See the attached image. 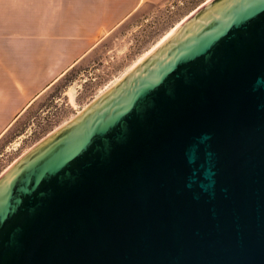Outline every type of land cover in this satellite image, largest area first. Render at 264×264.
Instances as JSON below:
<instances>
[{
    "label": "water",
    "instance_id": "water-1",
    "mask_svg": "<svg viewBox=\"0 0 264 264\" xmlns=\"http://www.w3.org/2000/svg\"><path fill=\"white\" fill-rule=\"evenodd\" d=\"M0 264H264V0H212L0 178Z\"/></svg>",
    "mask_w": 264,
    "mask_h": 264
},
{
    "label": "rangeland",
    "instance_id": "rangeland-1",
    "mask_svg": "<svg viewBox=\"0 0 264 264\" xmlns=\"http://www.w3.org/2000/svg\"><path fill=\"white\" fill-rule=\"evenodd\" d=\"M211 1L147 0L123 23L105 32L88 56L42 93L0 139V178L20 159L70 124ZM17 18L21 21H15ZM0 21L6 23L9 30L13 29L11 25L23 27L24 31L32 28L30 32L36 35L40 47L47 44L50 47L55 39L58 53V48L64 44L58 34H67L68 9L0 3ZM62 59L61 64H64Z\"/></svg>",
    "mask_w": 264,
    "mask_h": 264
},
{
    "label": "crops",
    "instance_id": "crops-1",
    "mask_svg": "<svg viewBox=\"0 0 264 264\" xmlns=\"http://www.w3.org/2000/svg\"><path fill=\"white\" fill-rule=\"evenodd\" d=\"M146 2L0 0V3H11L13 6L29 4L33 7L43 5L68 9L67 34H58L59 40L64 42L58 53L55 39L50 47L49 44L40 47L36 35L30 32L32 28L24 31L23 27L11 25L13 29L9 30L7 24L0 21V139L42 93L88 56L105 32L115 29ZM15 21L21 20L17 18ZM61 58L64 64H61Z\"/></svg>",
    "mask_w": 264,
    "mask_h": 264
},
{
    "label": "bare ground",
    "instance_id": "bare-ground-1",
    "mask_svg": "<svg viewBox=\"0 0 264 264\" xmlns=\"http://www.w3.org/2000/svg\"><path fill=\"white\" fill-rule=\"evenodd\" d=\"M181 23H182V22H181ZM176 28H177V27H176ZM176 28H175V29H176ZM175 29H174V30H175ZM172 33H173V32H171V33L168 35L167 38H169V37L172 35ZM159 44H160V43H159Z\"/></svg>",
    "mask_w": 264,
    "mask_h": 264
}]
</instances>
